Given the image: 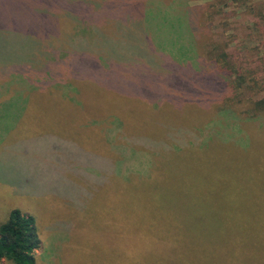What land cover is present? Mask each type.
Here are the masks:
<instances>
[{"label":"trees","instance_id":"obj_1","mask_svg":"<svg viewBox=\"0 0 264 264\" xmlns=\"http://www.w3.org/2000/svg\"><path fill=\"white\" fill-rule=\"evenodd\" d=\"M224 1L257 19L263 68L264 1ZM212 8L0 0L8 154L41 161L46 189L72 205L84 204L85 185H106L104 264H264V141L251 131L264 134V82L232 60ZM35 118L55 131L24 135ZM230 126V139L220 135ZM153 152L163 158L131 164L132 154ZM39 242L20 208L0 223V260L35 264Z\"/></svg>","mask_w":264,"mask_h":264},{"label":"rangeland","instance_id":"obj_2","mask_svg":"<svg viewBox=\"0 0 264 264\" xmlns=\"http://www.w3.org/2000/svg\"><path fill=\"white\" fill-rule=\"evenodd\" d=\"M190 5L207 6L212 4L213 16L210 19L218 28V32H225L230 36L233 42L229 45L228 50L232 53V60L236 64L244 65L249 75L256 76L260 82H264V66L258 65L257 62V40L261 39L255 33L252 22L257 20L253 14L246 8L230 4L228 7H220L218 0H183ZM256 3H263L264 0H253ZM225 0L223 3H226ZM264 8V7H262ZM222 9H225L224 11ZM211 10V9H210ZM264 11V10H263ZM225 12L227 14H225ZM230 16H229V15ZM73 33L82 32L75 27ZM227 36V35H226ZM59 42V40H56ZM263 69V70H262ZM256 95V94H255ZM264 92L260 94L263 96ZM259 96V95H258ZM257 98V96H256ZM8 115L0 114V120ZM16 116L13 117L15 119ZM9 118V117H8ZM18 119L20 116L17 117ZM46 121L35 118L31 123L24 124V135L34 136L40 133L50 134L55 131L51 129L47 118ZM245 126V125H244ZM215 127V126H214ZM213 127V128H214ZM220 135L230 139V127L219 128ZM234 129V128H233ZM246 128L244 127V132ZM255 140L264 141V134L258 128L251 129ZM42 134V135H45ZM204 136V133H198ZM12 137L9 127L5 128L0 123V223L7 219L8 213L13 208H20L23 213L33 217L36 232L39 238V246L34 250L35 264H104L107 256L106 228L108 227V200L106 197V185L82 187L80 193H83V205L80 203H66L57 199L58 191L54 187L50 191L46 189L43 180V174L37 169H32L28 164L18 158L11 157L8 154V138ZM15 136L13 137V142ZM168 137L163 140L167 141ZM16 143V142H15ZM158 157L163 158L159 153L153 152L150 155H131V164L149 160L151 164ZM31 169L29 172L28 169ZM123 173V175H127ZM55 177L61 179L63 175L55 174ZM125 177V176H124ZM51 184L56 180L51 178ZM57 179V181H58ZM55 180V181H54ZM71 184L73 182H70ZM30 188H36L37 191H30ZM74 192V189H70ZM88 192V197L86 195ZM71 196V195H70ZM0 264H11L1 259Z\"/></svg>","mask_w":264,"mask_h":264},{"label":"crops","instance_id":"obj_3","mask_svg":"<svg viewBox=\"0 0 264 264\" xmlns=\"http://www.w3.org/2000/svg\"><path fill=\"white\" fill-rule=\"evenodd\" d=\"M25 163L28 164L33 170L38 168L39 172H41L43 174V177H45V174H44V170H43L41 161H39V160H37V161H35V160H28ZM28 170H29V172H31V169L30 168ZM54 179L57 181L58 177H54ZM61 179H58V181H60Z\"/></svg>","mask_w":264,"mask_h":264}]
</instances>
